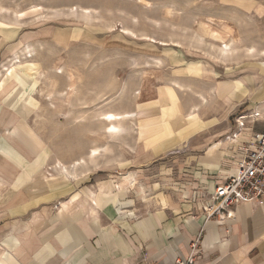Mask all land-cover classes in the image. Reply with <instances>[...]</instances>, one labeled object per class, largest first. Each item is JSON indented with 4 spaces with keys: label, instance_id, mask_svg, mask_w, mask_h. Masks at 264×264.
I'll return each mask as SVG.
<instances>
[{
    "label": "rangeland",
    "instance_id": "1",
    "mask_svg": "<svg viewBox=\"0 0 264 264\" xmlns=\"http://www.w3.org/2000/svg\"><path fill=\"white\" fill-rule=\"evenodd\" d=\"M82 7L97 13L85 17ZM251 12V0H0V91L12 106L15 124L29 130L31 158L40 154L45 159L43 174L50 185H87L94 200L101 196L107 202L127 204L133 217L134 209L160 205L168 195L190 204V213L199 221L212 189L210 181L214 185L226 174L220 170L233 166L224 161L215 166L208 149L226 140L236 117L214 119L201 112L193 116L190 108L185 109L187 104L199 109L204 104L213 111V101L200 102L193 92L177 94L166 82L171 69L184 59L205 62L207 57L217 62L218 52L210 45L213 31L226 34V42L237 34L242 41L261 43L264 18ZM123 27L136 35L124 33ZM16 53L21 62L13 66ZM190 71L198 69L191 65ZM257 103L264 108V99ZM160 105L159 122L123 120L114 137L107 133V123L98 119L106 111L158 113ZM247 106L243 103L234 112L255 108ZM207 124L212 130L201 131ZM260 124L264 121L255 130L262 129ZM149 125L162 129L147 130ZM174 130L187 142L184 147L179 144L159 153L143 148L153 145L149 135L160 141ZM95 147L102 154L91 160L88 153ZM144 150L153 158L139 163ZM82 157L87 164L79 167L76 182L55 170L58 161L72 165ZM125 175L130 180L123 181ZM179 190L187 191L185 198Z\"/></svg>",
    "mask_w": 264,
    "mask_h": 264
},
{
    "label": "crops",
    "instance_id": "2",
    "mask_svg": "<svg viewBox=\"0 0 264 264\" xmlns=\"http://www.w3.org/2000/svg\"><path fill=\"white\" fill-rule=\"evenodd\" d=\"M251 10L257 19L264 18L261 17L264 4L259 0H251ZM5 23L7 32L8 22ZM211 37L210 45L218 52L217 62L212 63L207 57L203 59L206 63L184 59L181 65L171 69L172 76L167 79V85L181 84L182 89L175 87L177 94L190 96L193 92L200 102L203 101L201 96L212 100L213 111L203 104L199 112L214 119L231 114L239 116L244 112L238 114L234 110L243 103L248 104V110L258 109L264 117V108L257 105L264 99V38L261 43L242 41L236 34L226 42V34L217 31H213ZM228 43L234 48L230 50L232 54L222 51ZM191 65L198 69L197 73L190 71ZM159 94L161 99V92ZM174 106L175 109L180 107L177 101ZM193 106L187 104L185 109ZM11 107L0 91V264H175L176 258L187 255L190 243L200 236L203 254L199 264H264V200L239 206L235 217L225 224L230 226L229 233L226 226L211 221L201 235L202 225L190 213L191 205L168 195L160 205L134 209L133 217L131 209H126L127 204L121 205L114 200L107 202L101 196H97L98 203H95L86 190L87 185L84 188L76 183L52 187L43 174L45 159L40 154L31 158L29 130L25 125L15 124ZM156 112H119L128 115L120 120V126L122 128L123 120L135 117L141 121L149 118L151 122H159L163 115L161 105ZM214 124H217L215 120L212 126ZM212 126L207 124L201 131L210 132ZM234 127L228 130L225 139ZM260 127L262 129L257 131H264V125L260 124ZM161 129L147 126V130L156 132ZM248 129H253L252 124L249 123ZM177 132L174 130L168 137L164 134L165 138L160 141L149 135L153 145L146 144L143 148H153L159 153L173 150L179 144L184 147L187 142ZM210 148L214 149L210 151ZM210 148L208 156L215 166L223 161L231 166L241 155L240 146L227 139L214 142ZM152 158L144 150L138 162L147 163ZM228 171L220 170L221 173ZM127 176L123 181L130 180ZM218 182L220 180L213 185L210 181L211 191ZM181 192V198H185L187 191Z\"/></svg>",
    "mask_w": 264,
    "mask_h": 264
},
{
    "label": "built area",
    "instance_id": "3",
    "mask_svg": "<svg viewBox=\"0 0 264 264\" xmlns=\"http://www.w3.org/2000/svg\"><path fill=\"white\" fill-rule=\"evenodd\" d=\"M259 120L264 117L258 109L244 112L236 117L235 130L226 136L228 141L240 146L241 155L202 204L201 235L211 221L226 226L229 233L230 226L225 224L235 217L239 206L264 200V131L255 130ZM249 123L253 128L251 131H248ZM200 238L190 243L189 253L178 256L175 264H199L203 254Z\"/></svg>",
    "mask_w": 264,
    "mask_h": 264
},
{
    "label": "bare ground",
    "instance_id": "4",
    "mask_svg": "<svg viewBox=\"0 0 264 264\" xmlns=\"http://www.w3.org/2000/svg\"><path fill=\"white\" fill-rule=\"evenodd\" d=\"M71 8V7H70ZM80 8V7H79ZM73 10L72 14L74 15L75 14V10L74 8L72 7L71 8ZM77 9V8H76ZM78 12V11H77ZM71 13V12H70ZM97 13V9L95 8H88V7H82V14L83 16L85 17H94L95 14ZM69 14V13H67ZM71 15V14H70ZM72 15V16H73ZM77 15V14H75ZM124 33H128V34H133V35H136V33L126 27H123V30H122ZM149 38V39H148ZM146 40H150L152 42H156L155 39H153L152 37H149V36H145ZM162 44H166L164 42H162ZM230 44V43H228ZM226 44L225 45V48H222V51L226 54H232L230 53L233 49L232 47L230 48L231 44L228 45ZM223 45V44H222ZM28 49V53H31V56H32V50L30 49V46L28 45L26 47ZM219 48V49H220ZM251 48V47H250ZM255 49V48H254ZM221 50V49H220ZM231 50V51H230ZM248 50H251L248 48ZM222 51L220 53H222ZM254 51V50H253ZM236 53V52H235ZM223 54V53H222ZM258 54V53H257ZM227 57V56H226ZM223 58V56H222ZM225 58V57H224ZM15 60H17L15 63L13 62V66H15V64L18 62H21L20 59V55L18 53L15 54V57H14ZM223 60V59H222ZM10 70V67H7L6 71H9ZM61 71V70H60ZM174 87H177L179 89H182V85L181 84H178V83H175L174 84ZM75 90V89H74ZM68 94V92H67ZM202 100L204 101V103L206 102L205 100L206 99H203V97L201 96ZM199 105H196V106H193V108H191V113L196 114L198 113L200 110H199ZM142 109V108H141ZM144 110H139L137 111V113H142ZM136 113V114H137ZM191 115V114H190ZM111 117V118H110ZM125 117H128L127 114H120V113H117V112H113V111H106V112H101L100 114H98V119L100 120H103V122H106L107 125L105 126L106 130H107V133L110 134L112 137L114 136H117L120 134V131L122 130L121 126H120V120L125 118ZM189 117V116H188ZM105 130V132H106ZM215 146V145H214ZM214 148H210V151H212ZM223 151V150H222ZM101 149L98 148V147H95V148H92L89 153H88V157L89 159L91 160H96L100 155H101ZM213 161V160H212ZM87 164V160L86 158L82 157L80 159H78L77 161H75L72 165H67L61 161H58L57 164L55 165V170L60 172V174H62L66 179L67 178H73V179H76L78 180L79 179V167L81 165H86ZM95 203L98 201L94 200Z\"/></svg>",
    "mask_w": 264,
    "mask_h": 264
},
{
    "label": "snow or ice",
    "instance_id": "5",
    "mask_svg": "<svg viewBox=\"0 0 264 264\" xmlns=\"http://www.w3.org/2000/svg\"><path fill=\"white\" fill-rule=\"evenodd\" d=\"M111 118V117H110Z\"/></svg>",
    "mask_w": 264,
    "mask_h": 264
}]
</instances>
